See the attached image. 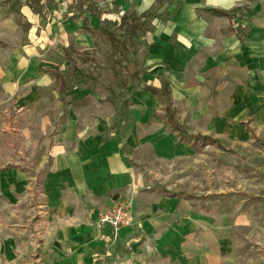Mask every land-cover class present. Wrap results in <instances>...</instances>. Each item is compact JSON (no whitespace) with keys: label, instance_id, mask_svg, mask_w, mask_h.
I'll use <instances>...</instances> for the list:
<instances>
[{"label":"crops","instance_id":"0c3cea01","mask_svg":"<svg viewBox=\"0 0 264 264\" xmlns=\"http://www.w3.org/2000/svg\"><path fill=\"white\" fill-rule=\"evenodd\" d=\"M80 1L93 5V11L85 4L81 6ZM156 1L111 0L112 6L114 3L126 12L117 24L124 14L136 19L144 15ZM17 2L18 16L7 15L0 7V30H6L8 23L11 33L16 34L15 30H22L23 20L29 28L10 45L14 52L10 62L16 68L3 70L0 88L8 97L31 93L26 96L29 99L39 96L31 92L30 82L38 77L34 70L41 61L31 56L48 45L58 22L52 14L46 18L35 11L30 0ZM96 7L101 6L91 0L58 2L54 12L64 15L60 23L62 38L73 35L71 27L81 28L84 22L99 26L103 34L104 13H97ZM8 10L13 11L11 7ZM155 11L163 18L156 16L158 21L142 36L148 41L145 73L155 77L153 86L161 87L165 80L169 93H183L180 96L233 93L235 102L236 95L246 93L262 101L264 0H163ZM56 69L60 71L53 68L52 73L59 83ZM152 110L145 109L144 113L153 115ZM147 123H143L142 131L139 126L132 128L140 130L137 133L104 139L101 130L79 132L75 123L66 122L52 142L48 155L51 161L41 175V220H30L29 224V217L8 204L11 190L23 200L26 187L22 176H16L14 185L0 188V264H237L250 237L254 234L260 239L261 233L246 223L213 221L194 211L188 199L149 185L135 169L134 161L145 158L147 152L155 156L182 154L187 146L182 141L177 143L175 135L165 132L164 127H154V133H150L153 128L146 127ZM128 195L135 198V220L122 227L113 241L109 227L96 224L97 214L118 196ZM28 225L37 229L36 251ZM34 252L37 256L32 259L30 253Z\"/></svg>","mask_w":264,"mask_h":264},{"label":"rangeland","instance_id":"374dc122","mask_svg":"<svg viewBox=\"0 0 264 264\" xmlns=\"http://www.w3.org/2000/svg\"><path fill=\"white\" fill-rule=\"evenodd\" d=\"M162 1L157 0L144 15L137 16L130 24L134 28L118 30L122 42L117 45L100 32L99 26L91 27L88 22L82 29L72 26V37L62 38L60 23L64 15L54 12L62 0L46 1L50 12L45 9L42 15L52 14L58 28L48 45L31 56L41 60L34 70L38 77L30 82L31 92L39 96L26 99L31 93H13L8 97L0 88V188L14 185L16 176H22L24 198L15 197L11 190L8 204L29 217V224L30 220L40 221L44 187L41 175L51 161L48 155L52 142L66 122L75 123L79 132L101 130L104 139L130 131L137 133L140 130L132 128L139 126L142 131L144 122H152L146 124L153 128L150 133H154V127H164L187 149L182 154L166 156L147 152L145 158L133 163L138 173L163 193L188 199L194 211L213 221L232 220L256 228L262 238L254 234L250 237L237 264H264V93L262 107L260 98L256 101L253 94L236 95L234 102L233 93H198V97L197 93H169L175 118L181 124V129L176 128L168 118L163 94L144 87L146 83L156 84V79L145 73L148 41L142 36L158 21L155 9ZM16 2L0 0V7L7 15L16 16ZM104 5L96 7L97 13H104L101 24L117 28L119 17L126 12L122 13L114 3L112 6L111 0ZM7 24L6 30H0V62L4 61L0 78L3 70L16 68L10 62L14 58L10 45L29 28L23 20L22 30H15V34ZM53 68L62 72L63 87L55 81ZM157 83L161 85L160 80ZM148 108H153L155 114L144 113ZM158 137L162 139V135ZM130 197L134 196H118L114 201ZM28 229L36 251L37 229L29 225ZM35 253H30L32 259Z\"/></svg>","mask_w":264,"mask_h":264},{"label":"trees","instance_id":"16d2710c","mask_svg":"<svg viewBox=\"0 0 264 264\" xmlns=\"http://www.w3.org/2000/svg\"><path fill=\"white\" fill-rule=\"evenodd\" d=\"M48 1V0H47ZM48 2H44L43 0H30V5L31 7L39 12L40 14H43L45 9L49 10V7L47 6ZM79 4L81 6H84L87 8V10L89 11H93V5H91L90 3H88L87 1H80ZM45 17L47 18L48 15H45ZM136 18L127 16V15H123L117 28L115 29H111L108 28L106 26H102L101 27V31L103 32V34L106 36V38H108L111 42H113L114 44H120L121 41V37L120 34L118 33V30L124 31L127 29V27H130L131 29L134 28V26L130 25L132 21H134ZM55 74L58 76V78L60 79V86L63 87V78L61 75V72L58 71L56 69ZM145 88L150 89L152 92H161L164 96L165 102H166V111H167V115L169 120L174 124V126L176 128L181 129V124L179 122H177L175 115H174V111H173V107L171 106L170 103V95H169V85L168 82L163 80L162 81V86L161 87H157V86H153V85H148L145 84Z\"/></svg>","mask_w":264,"mask_h":264},{"label":"built area","instance_id":"2783aa9c","mask_svg":"<svg viewBox=\"0 0 264 264\" xmlns=\"http://www.w3.org/2000/svg\"><path fill=\"white\" fill-rule=\"evenodd\" d=\"M43 1L46 2L47 0ZM93 1L102 6L107 0ZM59 22H61V20H59ZM134 203V197L119 198L113 201L109 207L98 212L96 224L99 228L108 226L110 236L112 237L113 241L116 240L120 235L121 228L131 225L135 220Z\"/></svg>","mask_w":264,"mask_h":264}]
</instances>
